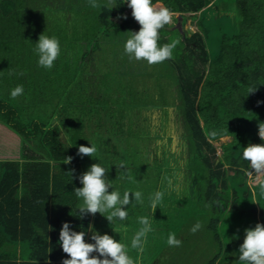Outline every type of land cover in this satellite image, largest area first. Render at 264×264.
I'll list each match as a JSON object with an SVG mask.
<instances>
[{
	"label": "trees",
	"instance_id": "trees-1",
	"mask_svg": "<svg viewBox=\"0 0 264 264\" xmlns=\"http://www.w3.org/2000/svg\"><path fill=\"white\" fill-rule=\"evenodd\" d=\"M232 2L238 20L232 33L221 34L212 57L201 20L207 10L218 9L216 0H152L173 13V22L159 31V44L171 43L172 30L179 43L171 59L148 72L153 65L119 49L118 42H126L130 31L140 27L127 0H96L98 8L89 0H0V24L6 20L0 51L24 56L16 70L13 64L4 72L8 74L0 71L8 92L0 94V156L1 146L8 145L10 157L2 161L0 174V264H62L68 258L59 244L64 222L74 231L83 230L87 243H94L90 225L110 235L112 222L99 213L81 217L77 209L82 200L74 188L82 187L79 176L93 163L108 169L106 179L121 198L125 191L142 193V202L133 198L127 205L126 220H113L117 235L122 231L126 239L128 224L149 218L147 253L133 249L136 260L188 264L189 246L199 245L208 254L204 264H243L238 248L245 229L264 225V178L249 183L252 170L242 157V147L264 143L258 135V123L264 122V0ZM187 18L196 30L184 28ZM29 21L42 28L37 35L56 37L63 50L50 69L38 64L32 50L39 36H33L35 43L27 49L5 46L13 42L14 27L20 30ZM104 45L120 52L106 54ZM97 59L114 62V72L103 73L107 80L96 76ZM140 75L158 79L147 88L137 82ZM23 83V99L32 93L24 109L10 95ZM45 92L50 100L40 114ZM228 136V142L212 143ZM110 141L133 144L144 164L133 156L120 167V160L111 159ZM80 145H95L94 157L79 155ZM69 156L71 162L64 163ZM141 172L149 174L144 189L134 186ZM157 191L163 198L153 212L150 198ZM197 222L201 228L194 237L191 228ZM172 233L182 242L173 249L167 244ZM157 240L160 245L149 248Z\"/></svg>",
	"mask_w": 264,
	"mask_h": 264
},
{
	"label": "clouds",
	"instance_id": "clouds-1",
	"mask_svg": "<svg viewBox=\"0 0 264 264\" xmlns=\"http://www.w3.org/2000/svg\"><path fill=\"white\" fill-rule=\"evenodd\" d=\"M91 7L98 8L96 0H89ZM127 5L131 9V15L139 24L138 31H130V36L124 43V51L130 59L137 61L144 60L149 65L162 63L172 58L173 49L179 41H172L163 45L159 44V31L165 25L173 22L172 11L164 6L154 5L152 0H127ZM126 18V17H125ZM35 52L38 55V64L44 68H52L54 61L60 55V44L56 37H49L41 33L36 42ZM253 91V90H252ZM251 92V91H250ZM23 94V86L17 85L11 90V97L15 99ZM258 135L264 141V122L258 123ZM242 157L248 161L252 173L258 178H264V143H249L242 147ZM97 149L95 145L90 147L80 145L78 154L81 156L94 157ZM72 157H67L66 162L70 163ZM123 167V165H120ZM108 169L93 163L79 176L82 187L74 188L75 195L82 200L77 209L83 217L84 214L96 213L104 216L110 223L114 219L126 220L128 213L125 210L134 198L137 202H142V193L125 191L121 198L118 190H113L109 180L106 179ZM251 174V173H250ZM264 188V183L261 185ZM109 188L112 190L109 191ZM163 193L157 191L150 198V206L155 211L162 201ZM108 213L107 215H104ZM139 223L142 227L135 233L131 241V247L140 253L144 251V241L147 234L152 230L148 217H140ZM201 228L197 222L191 228L195 233ZM91 240L94 243L85 242V232L74 231L68 222H64L59 231V244L62 251L67 254L62 264H135L128 254L127 246L108 234H99L89 226ZM181 241L175 234H169L167 244L179 247ZM239 261L243 264H264V225L256 223L253 228L245 229L243 242L239 245ZM98 253L99 255H93Z\"/></svg>",
	"mask_w": 264,
	"mask_h": 264
},
{
	"label": "rangeland",
	"instance_id": "rangeland-1",
	"mask_svg": "<svg viewBox=\"0 0 264 264\" xmlns=\"http://www.w3.org/2000/svg\"><path fill=\"white\" fill-rule=\"evenodd\" d=\"M63 1V0H61ZM224 1L225 4H222L221 2ZM230 1L231 0H216V4L218 6V9H209L206 11V14L205 16L202 18L201 20V25L204 27V37L206 39V48H207V51H208V55L209 56H215L218 51H219V47H220V37H221V34L222 33H232L234 31V27H235V24L238 20V14L236 13V10H235V6L233 4V2L230 4ZM76 6V5H75ZM63 7V6H61ZM77 8H79V6H76ZM130 9V8H129ZM131 10V9H130ZM48 13V12H47ZM52 12H49L48 14H51ZM57 15V14H56ZM56 15H50V16H56ZM83 17L81 15H78V19H82ZM6 22V20H2V23L0 24V29L3 27L4 23ZM28 22V21H27ZM50 22H54L53 20H51ZM34 23H37L36 21ZM14 27V26H13ZM16 30L13 31V34H14V37L12 38V45L9 44V45H5V46H8V47H18L20 46L21 44L24 46L25 49L29 48V46L33 45V43H35V40L33 36H39L36 34L37 31H40L42 30L41 27H38L37 25H34L33 23L31 24V22L29 21V23H26V25H24L23 27L20 28V30H18L16 27H14ZM46 29H49L48 27L45 26ZM184 28L190 32V31H194L196 30V26H195V23L191 20V18H187L186 22L184 23ZM50 30H57L56 27L54 29H50ZM16 33H20V34H16ZM168 34L169 35V39L170 41H174V38L176 37V32L175 30H172V31H168ZM45 35V34H44ZM119 44V49L123 51L124 49V43L125 42H118ZM105 47L103 48L104 49V52L107 54L108 51L110 50L113 51L115 50L116 52H120V50H118L117 48H110L109 45H104ZM32 50L35 51V48H32ZM6 51H9V49H6ZM16 51V49H15ZM36 53V52H35ZM112 53V52H111ZM28 54V53H26ZM37 54V53H36ZM63 56V50H61L60 48V55H59V58H62ZM0 57H2L4 59V61L0 60L1 63H0V71H1V74H8V73H4V72H7L9 70H11L12 68L11 67H8L9 66H14L13 67V70L19 66V65H22L21 63H18L21 59H24V56H18V55H15L14 57H11V55L9 53H5L4 51H0ZM37 57V56H36ZM67 56L64 57V59L66 58ZM14 60H15V63H14ZM125 59H123L124 61ZM96 65L98 69L95 70V73H96V76H98V78H101V81L102 80H107V78H105L104 74L103 73H111V72H114V70L112 69V67H110V65L112 64L113 67L114 66V62L113 61H108V60H103V59H97L96 60ZM127 62V60H126ZM17 63V64H16ZM14 64V65H13ZM159 64V63H158ZM149 65V64H148ZM157 65V64H156ZM17 66V67H16ZM26 69V67L24 68ZM127 69H129L127 67ZM157 67L154 66L153 64V67L152 68H148V72L150 71H157ZM100 75V76H99ZM97 78V80H98ZM157 77L155 78V76H150L149 79L145 78L143 75H140L136 80L139 84H141L142 86L144 87H151L152 86V81H157ZM23 86V90L24 91H27L26 89V84L24 85H21ZM33 87L37 89L38 92H40V90L42 89V87H40V85H38V82H33ZM8 92L6 91V89H3L2 87V84L0 83V94L1 95H5L7 94ZM35 93V92H34ZM40 94H42L40 92ZM42 97V102L40 103L41 104V110H43L44 108V111H40L39 113L40 114H43L44 112L47 111V102L48 100H50V94L45 92L44 95H41ZM144 99L143 101H147V99L149 97H147V95H143L142 96ZM16 99L18 100V106L19 108H25L26 106H29L28 105V101H31L32 102V93H28L26 95V99H23V97L21 95L17 96ZM23 100V101H22ZM153 111H150V113L153 114ZM38 113V114H39ZM113 126V125H112ZM114 131V130H113ZM229 138H218V139H215L212 141V143L214 145H219L221 143H225V142H228L230 141L231 139V136H228ZM106 139H109L107 137H105ZM122 139V138H121ZM110 140V139H109ZM107 140V141H109ZM123 140V139H122ZM123 141H120L119 143L115 144L110 141V143L108 144L109 146H112L110 151L112 152L113 154V157H111L112 161H114L115 163L117 161H121V165H127L128 162H129V159H132L133 156H134V161H139L141 162L142 161V157L138 154V156L134 153L136 151L135 147L133 146V144H130V143H122ZM108 143V142H107ZM94 144H99V142H95ZM8 145H6L7 147ZM6 147L5 146H1V151H3L4 153H2V155L0 156V174H1V169H2V161L4 160V158H10L9 156H6L8 155L6 153ZM126 150V152H125ZM130 151V152H129ZM129 152V153H128ZM141 164H144L143 162H141ZM142 174L141 175V178L138 179V183L136 185H134L135 187H138V189H144L145 188V183H146V180H147V175L149 176L148 172H141ZM253 174V175H252ZM252 174H249L251 177V179L253 180H249L248 182L253 184L255 183L259 178L257 177V175L255 173H252ZM133 182H131L130 184L132 185V188H133ZM130 188V186H129ZM82 204V203H80ZM130 207V205H129ZM115 227H116V224L112 221L111 225L109 228H112V231L110 232V236L113 237V239L125 244L127 246V250H128V254L130 255V257H132L134 260H136V258L133 257V248L131 247V241H132V238L134 237L135 233L142 227V225L137 222V223H130L127 225V230L124 228L122 230H126L127 232V238L125 239L124 238V234L122 231H120V234L117 235V233L115 232ZM128 232H129V235H128ZM130 233L132 235H130ZM194 237H198V234L194 233ZM129 242V244H128ZM157 242H159L158 244H154V245H150L149 248H153V247H157V245L159 246L161 241L160 240H157ZM199 246V245H198ZM198 246L196 245H192V246H189V249H188V255H186V259L188 260L187 263L188 264H204V261H206V258L208 256V254L202 253L201 249L198 248ZM148 247V246H147ZM169 248H172L173 249V246H169ZM146 251L144 252L143 251V255L142 256H146ZM136 255V254H135ZM140 255V254H139ZM135 264H142L141 263V260H136Z\"/></svg>",
	"mask_w": 264,
	"mask_h": 264
}]
</instances>
